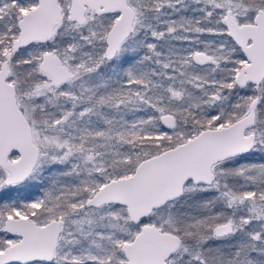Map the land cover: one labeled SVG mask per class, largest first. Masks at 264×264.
<instances>
[{
    "label": "snow or ice",
    "instance_id": "obj_1",
    "mask_svg": "<svg viewBox=\"0 0 264 264\" xmlns=\"http://www.w3.org/2000/svg\"><path fill=\"white\" fill-rule=\"evenodd\" d=\"M0 264H264V0H0Z\"/></svg>",
    "mask_w": 264,
    "mask_h": 264
}]
</instances>
